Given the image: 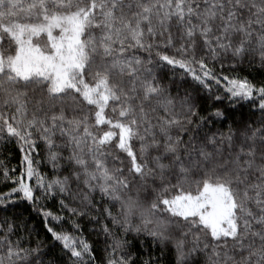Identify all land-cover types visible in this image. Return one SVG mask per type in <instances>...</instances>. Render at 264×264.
<instances>
[{
  "label": "snow or ice",
  "instance_id": "obj_1",
  "mask_svg": "<svg viewBox=\"0 0 264 264\" xmlns=\"http://www.w3.org/2000/svg\"><path fill=\"white\" fill-rule=\"evenodd\" d=\"M245 63L264 70V0H0V141L23 153L0 206L26 201L44 229L25 246L5 220L0 264H45L46 247L98 264L77 216L105 238L99 264H135L132 233L175 264H264V82ZM245 103L257 119L213 130ZM57 196L70 216L41 204Z\"/></svg>",
  "mask_w": 264,
  "mask_h": 264
},
{
  "label": "trees",
  "instance_id": "obj_2",
  "mask_svg": "<svg viewBox=\"0 0 264 264\" xmlns=\"http://www.w3.org/2000/svg\"><path fill=\"white\" fill-rule=\"evenodd\" d=\"M146 55V54H143ZM217 70L220 69V64L217 63L215 65ZM225 71H228L227 64L225 65ZM236 72L241 76L247 75L249 79L253 80L257 85L261 82H264V70L259 69L257 66H249L247 63L239 66L236 69ZM165 76V79L172 78V72L168 69H163L162 73ZM176 81L179 83V70H177V75L175 77ZM184 88H187L189 91H192L196 88V85L193 84L191 77H187L186 80L181 85V91ZM175 92V88L173 89ZM203 104H206V101H202ZM259 112L256 111L255 115H253V110L251 105L245 103L242 107H237L236 109L227 108L226 116L227 119L223 121H218L214 125H212L213 130L219 128L221 130H227L229 124L234 122H242L245 120L257 119L259 117ZM32 156L34 161H40V163L36 164L38 170L44 174L48 179H51L56 173L53 172L52 166L48 163L46 158V153L44 151V145L41 143L39 152H33ZM23 159V153L20 150L18 143L13 139L11 142L7 141H0V193H6L10 190L13 186L11 181H4L3 179V172L4 169L7 168L9 170L10 175H16L19 177L20 171L22 168L21 161ZM15 169V172L12 170ZM64 174V173H61ZM26 182H28L26 180ZM31 183H35L33 179ZM39 194V192L37 193ZM98 199V197H97ZM60 197L57 196L55 199L48 198L41 201V204L48 209L51 210L54 214L63 215V216H70L65 211H61L60 204H59ZM76 206V205H73ZM93 215H95V210H93ZM72 219L77 220L83 227V235L89 241V243L93 244L94 248L96 249V255L99 260L104 258V236L103 234H97L99 231V225H96L95 222L89 223V217L85 216L84 218L71 217ZM7 220L8 222L15 221L17 225V232L11 234L10 238L15 241L17 236H22L24 239L25 246H28L29 243V236L28 231L34 229L31 235V241L37 239L36 232H40V238L44 236V229H43V219L40 214L36 211H33L32 207L25 201L21 202L16 199L15 204H9L7 210L4 209V206H0V224H3L4 221ZM21 221H25L27 224V229H21L20 223ZM53 224H56V221H52ZM110 224V221H108ZM66 227H70V224H66ZM97 231H93V229ZM3 233L0 232V236ZM118 236H123L122 232L117 231ZM127 239L132 242V247L129 249L131 253L134 254L135 264H143L144 260L152 258L154 264H175V252L171 249L169 245L168 248H162L158 243L154 244L151 237H148L146 234H141L136 236L134 233L129 234ZM50 242V240H49ZM47 255L44 257L45 264H48L50 260H59L62 257V253L60 252L59 247L48 249L46 247Z\"/></svg>",
  "mask_w": 264,
  "mask_h": 264
}]
</instances>
